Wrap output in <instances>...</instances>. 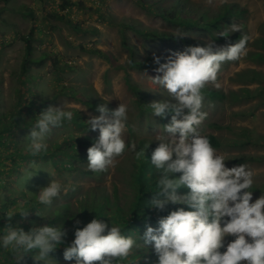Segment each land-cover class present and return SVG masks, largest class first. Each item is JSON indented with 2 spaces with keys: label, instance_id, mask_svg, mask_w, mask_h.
Segmentation results:
<instances>
[{
  "label": "clouds",
  "instance_id": "obj_1",
  "mask_svg": "<svg viewBox=\"0 0 264 264\" xmlns=\"http://www.w3.org/2000/svg\"><path fill=\"white\" fill-rule=\"evenodd\" d=\"M232 31L238 28L232 26ZM247 42L244 35L225 46L214 48L209 43L167 56L153 55L157 75L151 82L164 89L168 98L147 106L153 117L170 116V122L163 127L166 135L147 159L156 173L155 190L147 207L157 212L168 205L181 207L158 218L156 227L146 226L140 242L124 235L123 225L93 218L82 228L76 220L74 238L66 245L63 224L33 226L27 232L7 225L0 230V249L11 252L14 264H22L26 254H32L34 264H58L51 254L61 247L65 262L127 264L134 250L149 246L157 257L156 264H264V195L253 200L254 172L243 163L227 167L225 156L197 131L207 116L202 111V90L217 81L222 63L237 61L246 54ZM128 111L125 103L114 110L102 103L96 108L99 115L86 121L87 128L99 132L87 149L90 171H107L126 151L135 152L138 160L146 159L149 144L136 151L137 145L125 139ZM75 114L65 107H49L41 113L29 135L27 150L31 155L47 152L48 134L63 122L73 121ZM26 175L30 178L34 173ZM181 189L187 191L181 193ZM65 192V185L52 179L36 198L47 207ZM18 214L24 217L28 212L21 207ZM13 215L7 213L9 220Z\"/></svg>",
  "mask_w": 264,
  "mask_h": 264
},
{
  "label": "rangeland",
  "instance_id": "obj_2",
  "mask_svg": "<svg viewBox=\"0 0 264 264\" xmlns=\"http://www.w3.org/2000/svg\"><path fill=\"white\" fill-rule=\"evenodd\" d=\"M24 1L25 3H4L0 0V114L9 111L18 98L19 70L25 52L24 43L18 36L31 35L34 58L43 53H51L53 56V61L47 60L43 67H32L30 70L37 85L32 86L30 91L37 94L35 101L50 99L44 111L49 107H65L67 110L76 108L80 114L86 116L99 115L98 112L86 111L65 94L58 96L59 86L65 85L82 91L83 95L89 97L97 106L107 104L109 110H114L119 103L127 104V142L130 139L128 127L134 130L138 139H160L166 135L157 118L147 119L139 115L134 98L124 84L123 71L115 70V65H124L126 59V53L120 47L118 30L126 31L130 42L138 49L139 59L154 54L167 56L170 52L184 51L189 45L145 44L131 29H127V26L132 25L139 30L178 32L177 30L147 14L137 4L140 3L138 0H46V3H37L39 0H35V3ZM187 1L200 4L211 13L230 4L245 10L244 18L231 24L229 31H242L248 36L246 54L237 61L222 63L217 81L206 84L221 89L225 95L223 102L211 101L204 97L202 108V111L207 113L206 122L216 123L221 128L212 129L203 124L197 130L201 136L209 133L222 143V146L216 149L217 153L225 156L226 166L231 168L239 165L231 162L232 157L264 155V0ZM174 2L178 0H165L160 3ZM54 15L62 16L63 19L56 20ZM232 26H236L238 31L233 32ZM189 36L206 44L211 43L207 36ZM93 49L109 53L115 64L112 65L94 55ZM129 73L142 89L150 87L155 90L158 101L168 98L164 89L151 82L157 75L154 70H130ZM21 99L25 103L26 96ZM39 107L40 105H37V109ZM20 110L23 115L31 116L22 106ZM169 122L170 120L167 123ZM31 129V126L19 128L12 136L16 144L8 146L17 149L27 146ZM72 135L98 138L99 132L63 122L61 127L52 129L48 134L47 143L50 146L61 143L64 137ZM249 139L250 144H246ZM122 157L123 155L117 157L114 166L106 173L90 176L78 173L59 174L47 160L26 158L17 167L18 170L9 172L4 180L0 174V184L5 185L0 189V198L11 197L22 189L34 192L39 187H46L52 179L59 180L64 185H76L83 192L100 188L111 192L113 185L122 189L120 177L116 173V164ZM244 164L254 172L253 186L258 189L253 192L255 200L264 195V162ZM28 165L33 168L31 171L28 170ZM80 167L88 169L87 164H81ZM27 172L34 175L27 178ZM53 172L54 176L51 175ZM28 261H33L32 255Z\"/></svg>",
  "mask_w": 264,
  "mask_h": 264
},
{
  "label": "trees",
  "instance_id": "obj_3",
  "mask_svg": "<svg viewBox=\"0 0 264 264\" xmlns=\"http://www.w3.org/2000/svg\"><path fill=\"white\" fill-rule=\"evenodd\" d=\"M137 3L147 14L156 17L159 21L166 24L178 32L159 29H143L139 30L135 27L125 26L131 29L134 34L139 36L145 44H174V45H189V46H206L208 44L198 41L190 37V34L207 36L210 42L215 47L225 46L226 44H234L245 35L239 31L230 33L229 27L231 24L241 18H244L245 10L240 9L235 4L225 5L221 10L211 13L204 9L200 4L188 3L187 0H178L174 3H160L165 0H138ZM56 20H62V16L54 15ZM227 33V37L221 36V33ZM120 39V47L126 53L125 64L115 65V70L123 71V81L126 89L132 94L134 104L140 116L153 117L150 108L147 106L152 102H158L155 90L150 87L142 89L135 83L129 73L130 70L139 72L153 71L156 67L153 64V55H147L143 59H139L137 47L130 42L128 35L124 29L118 30ZM24 43V58L20 64V87L18 88V98L13 103L11 109L0 114V174L2 179L9 172L18 170L21 162L26 158H36L39 160H47L57 171V173H78L81 175H96L104 174V172H93L89 169L80 167L81 164H87V149L92 146L97 138L90 136H69L64 137L61 143L49 145L47 152L37 156H32L27 150V146H22L20 149L11 148L8 145L16 144L12 136L17 130L33 127L35 119L44 112V108L50 102V99L36 100L37 94L30 92L31 88L37 87L33 80V75L30 73L32 67H42L47 60L53 61L51 53H43L40 57L34 58V47L32 45L31 35L18 36ZM264 45V41H263ZM247 46V45H246ZM92 53L97 57L107 61L110 64H115L113 57L104 51L93 49ZM163 63L164 61L161 60ZM53 64H55L53 62ZM59 95H66L73 102L81 105L86 111L96 113L97 105L89 97L83 95L82 91H78L74 87L60 85L58 90ZM204 97L211 101L223 102L225 99L221 89L205 85L202 90ZM26 96L25 103H23ZM151 99H155L151 101ZM37 105H40L37 109ZM20 106L25 108L26 112L31 116L23 115ZM68 110L76 111L71 123L75 127L87 128L86 121L90 116L80 114L76 108ZM37 111V113H36ZM34 114H36L34 116ZM162 130L167 125L170 116L160 119ZM65 123V122H64ZM205 124L212 129H220L221 126L206 122V119L200 126ZM199 126V127H200ZM129 143L134 142L137 145L136 151H140L145 145L149 147L145 150L146 159L138 160L135 152L126 151L119 163L116 164V173L121 180L122 189L117 185H113L111 192L104 188L98 190L81 191V188L76 185H65L67 192L62 193L58 199H55L50 206L40 205L36 196L44 187H39L36 191L30 189H22L16 192L11 197L0 198V230H3L7 225L22 228L28 231L31 227H41L45 225H64L67 231L65 245L70 243L74 238V224L76 220L80 221L78 227L82 228L89 223L93 218L104 219L106 223H113V226L123 225L122 232L126 236H132L139 241V237L143 235L146 226L156 227V221L162 216H166L170 211L175 210L178 205H168L163 212H157L147 204L153 197L155 190L156 173L153 166L147 159H150L152 151L158 146L159 139L140 138L135 135L134 130L128 127ZM211 145L217 149L222 146V143L212 134L204 133ZM250 139L246 144H250ZM16 146V145H15ZM231 162L235 164H244L251 162H264L262 156H235L231 158ZM29 167V165H28ZM33 168L29 167L31 171ZM179 174H177L178 176ZM4 183L0 184V189L4 188ZM252 191L258 190L253 186ZM181 193L186 192V189L179 190ZM23 207L28 214L21 217L18 214V209ZM13 212L14 215L9 220L7 213ZM63 247L58 248L55 253L51 254L58 264H73V262H65L63 260ZM32 254H26L22 264H34V261L29 262L28 258ZM156 255L151 246L148 249L134 250L128 257L127 264H156ZM0 264H14V257L8 250L0 249Z\"/></svg>",
  "mask_w": 264,
  "mask_h": 264
},
{
  "label": "crops",
  "instance_id": "obj_4",
  "mask_svg": "<svg viewBox=\"0 0 264 264\" xmlns=\"http://www.w3.org/2000/svg\"><path fill=\"white\" fill-rule=\"evenodd\" d=\"M3 1H4V3H25L24 0H3ZM34 1L35 0H28V3H35ZM37 3H46V0H39Z\"/></svg>",
  "mask_w": 264,
  "mask_h": 264
}]
</instances>
